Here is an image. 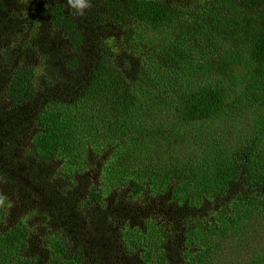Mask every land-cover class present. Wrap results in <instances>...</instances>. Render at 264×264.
I'll return each instance as SVG.
<instances>
[{
	"label": "trees",
	"instance_id": "1",
	"mask_svg": "<svg viewBox=\"0 0 264 264\" xmlns=\"http://www.w3.org/2000/svg\"><path fill=\"white\" fill-rule=\"evenodd\" d=\"M92 3L0 0V264H218L264 227L262 122L208 129L264 96V0Z\"/></svg>",
	"mask_w": 264,
	"mask_h": 264
},
{
	"label": "rangeland",
	"instance_id": "2",
	"mask_svg": "<svg viewBox=\"0 0 264 264\" xmlns=\"http://www.w3.org/2000/svg\"><path fill=\"white\" fill-rule=\"evenodd\" d=\"M147 37L151 39V42L154 43L156 45H161V44H165L168 42L167 35L161 36L159 34L156 33H148ZM173 41V39H172ZM213 46H215V44H212V48ZM211 54L217 59V61H219L220 59H218L217 55L213 52L210 51ZM212 55H209L208 59L205 58L204 63L202 64H207V63H211V58H213ZM189 57H192V60L190 59V62H192L194 60V62H196L195 55H190ZM198 63V61H197ZM219 64V63H218ZM258 94V92H257ZM259 95L253 97L252 94V90L251 89H246V90H242L241 94H240V105L237 106L236 108H232L233 111H228V113H224L222 114L223 117H218V120L221 121L220 122V127L217 125V128L215 125L210 124L208 126V129L210 130H214L212 132V136L211 139H213V145L215 144L216 140H222V141H226V139H229L231 142H233L235 140L234 134H233V124L237 125V130L241 131L242 133L244 132V130H248L249 127L251 126V121L253 120H260L262 122V125L264 126V96L261 97V99L258 97ZM224 123V124H223ZM223 124V125H222ZM235 131V132H236ZM202 136H205L206 139H208L210 137V135L205 132V133H200ZM198 133H194V134H198ZM224 138V139H222ZM206 144L208 145V143L206 142ZM225 144V143H224ZM210 146V145H209ZM201 150H205V148L203 147ZM197 151V154L199 155L200 151ZM207 153V151H206ZM205 153V154H206ZM182 154H187L185 156L183 155H179L180 158L182 159H191L192 158V153L189 151H183ZM205 159V158H204ZM200 168V171L202 170H207L208 169V162L205 159L204 164L202 163V160L199 162V165H197ZM222 163L221 162H217L211 169V171H214L216 169H220L222 167ZM17 199V197H16ZM15 199V200H16ZM142 199V198H141ZM258 223V221H257ZM255 225V224H254ZM251 226L248 225V227H246L245 229L248 230ZM258 230V231H256ZM249 230L245 233H240L238 232L235 236V238H238L240 236H242L241 239H236L235 241H237V244H235L234 247H231V254H228V250H223L224 248L222 246V244H218V250H217V257L220 259L218 260L219 263L218 264H226L228 263L230 260H233L235 264L237 263H243V262H247L250 260V257L252 255V252L258 247L260 254L262 255L264 253V227L262 225L257 226L255 228V230L250 231ZM244 243V244H242ZM260 244V245H258ZM262 244V245H261Z\"/></svg>",
	"mask_w": 264,
	"mask_h": 264
},
{
	"label": "clouds",
	"instance_id": "3",
	"mask_svg": "<svg viewBox=\"0 0 264 264\" xmlns=\"http://www.w3.org/2000/svg\"><path fill=\"white\" fill-rule=\"evenodd\" d=\"M67 11L74 17H84L92 8V0H67Z\"/></svg>",
	"mask_w": 264,
	"mask_h": 264
}]
</instances>
